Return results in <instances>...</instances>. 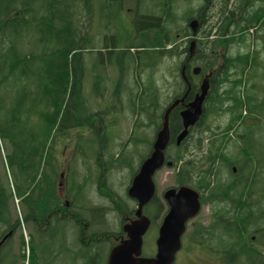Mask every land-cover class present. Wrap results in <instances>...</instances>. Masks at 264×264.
<instances>
[{"label":"trees","instance_id":"1","mask_svg":"<svg viewBox=\"0 0 264 264\" xmlns=\"http://www.w3.org/2000/svg\"><path fill=\"white\" fill-rule=\"evenodd\" d=\"M94 1L0 0V242L12 231L0 246V264H107L108 249L98 245L118 244L125 236L123 222L135 216L137 203L130 197L129 201L122 199L121 204H110L126 211L117 231L93 230L95 224L107 221L87 218L91 209L106 214L107 207L90 206L86 190L103 175L100 190L115 202L117 193L109 185L111 174L130 164L115 159L116 150L111 149L110 141L101 150L106 156L100 155L99 148L89 140L82 141L88 134L78 128L91 126L92 116L96 119L100 115L104 125L109 121L102 114L104 110L81 114V106L88 107L84 94L88 76L92 93L102 100L110 79L107 64L118 68L112 107L129 112L133 125L127 140L114 146L131 152V144L148 143L150 150L141 163L152 151L166 110L186 92L181 59L187 50L189 28L183 22L190 23L200 13L201 4L197 8L186 6L190 0H142L131 20L135 31L123 43L117 29L112 31V40L105 41L104 34L96 37L92 23L84 21L89 19ZM229 1L224 0L219 16L207 23L203 42L209 50L204 69L214 72L213 77L219 76V71L231 72L226 76L232 80L230 97L239 116L244 106L251 104L258 115L264 116V92L248 91V81L244 85V76L252 66L255 76L264 71V0H235L228 5ZM97 2L102 17L109 2L114 17L119 13V0ZM210 17L207 13V19ZM222 38L228 51L223 60L226 68L214 69L221 57L215 40ZM170 58H177V72H171L172 92L167 93L168 79L163 73L158 77L157 71ZM218 90L217 85L214 101L222 103L229 98V91L223 98ZM187 100L170 112L171 140L165 154L167 161H173L172 167H178L175 185L195 188L203 204L214 201L221 205L210 225H203L199 240L208 238L216 244L229 264H264V247L254 250L251 239L255 231H260L257 240L264 245V151L257 145L263 137L264 117L253 119L252 124H239V131L244 133L240 139L245 142L232 140L238 154L231 150L232 154L217 158V154L203 152L204 143L200 142L196 145L200 153L187 158L188 141L176 143L183 128L179 112ZM71 128L78 130L79 140L73 157L62 164L66 161L59 157L58 147L69 146ZM148 128L155 130L152 139L146 134L138 136L140 129ZM220 139L223 143L224 137ZM102 158L106 160L101 171L96 162ZM64 184L67 202L60 192ZM15 199L20 202V214ZM23 226L29 229V240Z\"/></svg>","mask_w":264,"mask_h":264},{"label":"rangeland","instance_id":"2","mask_svg":"<svg viewBox=\"0 0 264 264\" xmlns=\"http://www.w3.org/2000/svg\"><path fill=\"white\" fill-rule=\"evenodd\" d=\"M235 0H230L228 5L232 4ZM201 0H190L186 6H195L197 8H199ZM207 4V3H206ZM126 7L130 8L132 7L134 4L130 1V0H126ZM205 5V4H204ZM224 5V0H211L210 4L208 5L206 12L208 14H210L212 17L208 18L207 21L204 23H211L213 22V20L215 18H217L219 16V11L221 10V8ZM240 5V4H239ZM238 5V6H239ZM96 17L94 14V9L91 8V12H90V17L87 20V18L84 20L85 22H90L92 23L91 28L94 30L95 32V22ZM187 22H183V25H188ZM219 23V22H218ZM218 25V24H217ZM132 23H131V14L127 11L124 10L122 11L119 16H118V20H117V25L115 27V29L118 28V38L121 40V42H125V40H127V36L130 34V30L132 29ZM204 36L203 34L200 35V39L203 40ZM211 38H215L213 35L211 36ZM186 39V38H185ZM184 40V39H183ZM123 42V43H124ZM180 43H183V41H180ZM215 42H218L216 47H219L220 49H223V44L224 39L222 38L221 41H217L215 40ZM228 42V41H227ZM122 43V44H123ZM184 60L181 59V61ZM176 61L177 58L173 59L170 58V62H165L163 63L159 70L157 71V76L160 77L161 73H163L166 78L168 79V86H169V90L166 87L165 92L169 93L172 92L171 89V83H173L174 79L172 77V73L177 72L176 71ZM221 62V57L218 59L217 61V66L218 64ZM181 64V62H180ZM217 66H215L214 68H216ZM108 69V73L111 72V74L109 73V86H108V90L105 94V98H101L102 100H100L98 97H96L91 89V77L88 76V78L85 80V86H84V94L87 98V102H88V107L85 106H81V114L85 115V114H90L92 113V115L94 113H96L97 111L100 110H104L102 112L104 118H106L107 120H109L106 125L102 124L103 120H101V116L97 115L96 119H95V115L92 116L93 117V124L91 126H82L79 127L78 130L80 131H84V134H88L86 135L82 141H86L89 140V142L91 143V145L97 146V148H99L100 150V155L103 154V152L101 150L105 149V145L108 141L112 142V144H110L111 149L114 148V151L116 150L115 153V159L118 161H130V164L122 167V168H117L115 169L111 176H113L110 180H109V185L111 188H113V191H115L117 194L114 195V197L116 198L115 202L108 197V195L106 194L105 191H101L100 190V186L102 185V181H103V175H101L100 180L98 179L97 184H91L90 187L86 190L89 193V196L87 198V203L91 205H100L101 207H107V212L106 214L99 212L91 209L90 212L87 214V218L91 219L94 218L95 220L98 219H105V221H107V228L108 230H114L117 231L120 228V222L122 220V215L126 214V211H124L123 209H116L114 207H110L111 205H116L117 203L121 204L122 203V199H125L127 201H129L130 196L128 195V188L129 185L132 182L133 177L135 176V174L137 173V170L139 169V165L141 163V159L143 156H145L146 154H148L150 147L148 143H141L138 144L137 146L134 144H131L128 147V150H130L131 152L127 151H122L123 148L116 147L114 146L115 142H121L122 140H127V137L129 136V133L132 129V125H133V116L126 111H122V108L120 109V111H115L113 109V104L115 102V95L113 94L115 91V84H116V80H117V76H118V71L113 67V69H111V67H107ZM99 70H101V68H99ZM255 75V73H254ZM264 71L260 70V72L257 73V75L252 79V90H256V93H263L264 92ZM166 86V85H165ZM107 102V103H106ZM120 104H117L116 106L119 107ZM107 108H108V112H107ZM246 109V107H245ZM91 111V112H90ZM113 111V113H111ZM101 112V111H100ZM264 114V113H263ZM80 116V114H79ZM256 118H262L264 116L262 115H258V113H256ZM224 121L226 119H223ZM106 122V121H104ZM253 123V120H252ZM256 123H258V121H256ZM262 136L260 143H257L258 148L260 151H264V124H262ZM242 129V128H241ZM77 129L71 128L69 131V136H70V142H69V146H65L63 147V145L58 147V154L59 157L61 158V160H65V163L62 164H66L67 161L73 157L74 153H75V144L78 142L79 138L77 137V133H78ZM92 132V133H90ZM106 134H108L109 136H106ZM147 135L146 137L148 139H152L155 135V130L153 129H140L138 131V136L139 137H144V135ZM200 143V142H199ZM199 143L194 142V141H188L186 143V147H188L189 150H187L186 155L187 158H193L196 156V154H198V152L200 150L197 149L196 145H198ZM235 143V142H234ZM180 145V144H178ZM237 147H235L234 144L231 145V150H235ZM137 150V152H136ZM205 151V143H204V148H203V152ZM123 152V153H122ZM200 153V152H199ZM202 153V151H201ZM123 154V155H121ZM103 156H106L103 155ZM105 160L106 158H102V160L97 161V165L98 167H100L101 169L104 168V164H105ZM167 161V160H166ZM85 164L88 165V163L86 162ZM89 166V165H88ZM79 167H81L84 171L86 170L85 166L80 165ZM138 168V169H137ZM178 167H169V166H164L162 167L160 170H158L156 172V177H157V186H158V192L160 194L163 193V191L170 186H174L175 185V179H176V172ZM95 170V167H94ZM103 170V169H102ZM101 170V171H102ZM101 171L99 173H101ZM89 172V170H88ZM87 174V173H86ZM107 187L103 185V189L105 190ZM61 192V196L63 201L67 202L68 200L65 197L66 194V185L64 184L62 186V188L60 189ZM135 200V199H134ZM136 201V200H135ZM132 205H134V202H131ZM136 206V203H135ZM137 207V206H136ZM15 208L18 214H20L21 208H20V202L19 199H15ZM98 215V216H97ZM194 218V217H193ZM99 221V220H98ZM120 221V222H119ZM193 221H195L196 225L195 226H199V225H205L208 226L210 225V223L212 222V216L208 213H205V210H201L200 214L195 217V219H193ZM190 227V226H189ZM104 228V229H105ZM197 228H194V232L192 231V229L190 228V234L189 236L187 235L186 237V242L189 243L188 245H190L191 242H195L194 240L199 238L197 235L193 234V233H197ZM193 232V233H192ZM23 233L24 236L26 238V240L30 239V233H29V229L26 226H23ZM70 235V232H69ZM190 235H191V240H190ZM19 236H20V231L17 232V234H15V241L17 242L19 240ZM261 236V235H260ZM156 239H157V228L155 226H152V228L145 234L144 240V246H143V254L145 256H151L154 255V253H156ZM112 239H110L111 241ZM264 241V239H263ZM257 242L260 244V241L257 240ZM117 245V244H115ZM114 245V246H115ZM262 245V243H261ZM98 246H102V248L104 250L108 249V253H110L111 249L114 247H111V244L109 242H103L102 244L98 245ZM99 247V248H100ZM264 247V245L259 246L258 249ZM27 253H28V249H27ZM202 255V257H201ZM224 255V254H223ZM223 255H206L204 253L199 254L197 257L193 256V255H183L179 257V262L180 264H191L192 260L195 258V260L197 258H207L210 261V264H229L227 262V260L224 259ZM109 257V256H108ZM192 259V260H191Z\"/></svg>","mask_w":264,"mask_h":264},{"label":"flooded vegetation","instance_id":"3","mask_svg":"<svg viewBox=\"0 0 264 264\" xmlns=\"http://www.w3.org/2000/svg\"><path fill=\"white\" fill-rule=\"evenodd\" d=\"M107 1L109 2V0H107ZM130 1L134 5L130 8H127L126 7L127 6L126 0H119L118 7L120 8V10H119V13L117 14V16H115V17H114V13L110 12V2H109L107 4V6H105V11H107L106 16L102 17L100 15V10H101V8L99 7L100 5H98L97 0H95L92 8L94 9V14H95V17L97 20H95V22H94L95 32L92 29L94 32L93 34L97 37V35L99 33H102V35L104 34V36H105V41H111L113 38L112 37L113 36L112 31L117 25V20H118L119 14L122 11L127 10L131 14V20L133 17H135L137 15V10H138L139 6L141 5L142 0H130ZM210 2L211 1H209V0H201V2H200V4H201L200 5V13L197 14L195 17H193V18H198L197 32L195 35L192 32V29L188 23L189 34L186 36V40L188 41V45H187V50L185 53L184 63H183L186 66L185 74H186V78H187L186 79L187 95H186L184 100H187V96H188V100L184 104V107L180 110L179 114H180L181 122H182V126H183L181 111L184 108L188 107V104L190 102H192L198 94L201 93L203 84L208 83L209 84V90H208V93H207V95L204 99V102H203L202 114H201L199 120L193 126H191L189 128V132H188L189 134H188L187 138H185V139H186V141H194L197 143L203 142V143H205V151L204 152H211L212 154H217L216 155L217 158H223V157H226L227 155L232 154L231 145L234 143L233 142L234 140H237L241 144L243 142H245L244 140L240 139V134H244V133L242 131H239V124H242L243 122H247V124H252V120L256 118V116H255L256 112L253 109V107H254L253 104H251L248 106H244L243 114L239 116V109H237V107L234 106L235 104L232 105L233 104V101L231 99L232 96L230 97V93H231L230 87L232 84V80L230 81V78L228 76H226V74H229L231 72H228V70H226L225 72L219 71V76L217 75L216 77H213L212 75L214 74V72H212L211 70L206 71L204 69V62L203 61L207 58L209 45L207 44V42L205 43V42H203L202 39H200V35L204 34V32L206 30V26H207V24L204 25V23L207 20V12H206V7L204 4L207 3L206 5L208 6L210 4ZM134 28H132L130 30V32L132 30L135 31ZM117 30H118V28H117ZM192 39L196 40V44H195V48H194L193 52L191 50ZM219 48H220V46H219ZM219 48H218V52L221 54V62L214 69H217L220 67H223L222 69H225L226 63L223 62V60L225 59V56L228 53V51H227V48L223 47V49H220V50H219ZM107 67H111V69H113V67H114L118 71V68L116 67V65L107 64ZM197 67H200V70L198 72L195 71V69ZM109 73L111 74V72H109ZM254 73H255V70L252 66L249 75L244 76V85L248 81V84L250 87V88L248 87V89H247L248 91L250 89H252L251 85L253 83L252 79L255 77ZM236 84L237 83L234 82L235 86L239 85V84H237V85ZM217 85L219 87V90H218L219 93L223 92L222 93L223 98L225 96V92L229 91L228 95H227V97H229V98H226L222 103L220 102L219 99H217V102L214 101L216 99L215 88ZM252 92L255 93V90L254 91L252 90ZM250 97L252 100L255 99V94H252ZM245 107H246V109H245ZM223 119H226V120L224 121ZM201 126L203 127V132L200 131ZM244 126L247 128L246 125H244ZM183 128H182V130H183ZM180 132L177 134V136L180 134ZM220 137L221 138L224 137L223 143L221 142ZM155 139H156V137H155ZM202 139H203V141H202ZM248 140L249 139H246V141H248ZM153 146H154V142H153ZM152 151H153V148H152ZM152 151H151V153H152ZM238 152H239V149L236 148L234 150V154H238ZM151 153H150V155H151ZM102 169H104V168H102ZM233 169H234V172H236L237 168L234 167ZM154 181L156 184V192H155L154 196L152 197V199L143 207V213L150 220V225H149L147 232L152 228V226H155L157 228V237H158L160 225L162 224V221H163L165 215L167 214V212L169 211V208H170L167 200L164 197V192L169 187H167L163 191V193L160 194L158 192V186H157V182H156L157 181L156 173L154 175ZM183 185H186V184H179V185L170 186V187L179 188ZM200 199H201V195H200ZM136 203H137V201H136ZM67 204H69V203H67ZM219 206H221V205H217L216 202H214V201L213 202L207 201L204 204L201 201V210L203 209V210H205V213L210 214L212 216V221L214 220V217L216 216V213L218 212ZM201 210H200V212H201ZM200 212L198 213V215L200 214ZM198 215H196L195 217H197ZM195 217L191 218L187 222L186 231L182 235V245H181L180 249L177 251L175 261L172 264H180L179 257L183 256V255L187 256L190 254V255L197 257L199 254H202V253H204L206 255H215V256H217V254L219 256L224 254V252H222L221 249L216 248V244L211 243L210 240H208V238H204L203 240H199L200 238H197L194 240L195 242H191L190 245H188L189 243H187L185 240H186L187 235L189 236V234H190V228L192 229V231L194 230V228L198 229L197 233H193L194 231L192 232L193 234L197 235L198 237L200 235H202L201 232H202L203 225L195 226L196 223H195V221H193V219H195ZM135 218H136V214L134 217H129L127 222H123V225H122L123 230H124V225L126 223L132 221ZM121 222H122V220H121ZM106 224H107V222L105 224H95L93 230H100V231H104V232L105 231L106 232L114 231V230H108L107 228H105V227H107ZM260 235H261L260 231H255L251 235V239H252L253 243L255 244V245H253L254 250H258L259 246H262L261 244H257V237H260ZM125 237H126V232H125L124 238ZM144 237H145V235H144ZM124 238H122V239H124ZM190 240H191V235H190ZM144 243H145V240H144ZM143 246H144V244H143ZM156 250H157V248H156ZM154 255H155V253H154ZM151 256H153V255H151ZM201 257H202V255H201ZM191 264H210V261L207 258H197L196 260L194 258L192 260Z\"/></svg>","mask_w":264,"mask_h":264},{"label":"water","instance_id":"4","mask_svg":"<svg viewBox=\"0 0 264 264\" xmlns=\"http://www.w3.org/2000/svg\"><path fill=\"white\" fill-rule=\"evenodd\" d=\"M189 25L195 35L198 18H193ZM195 44L196 40L192 39V52ZM185 69L186 66L183 65L182 76L186 80ZM199 70L200 67L195 69L196 72ZM208 90L209 84L204 83L201 93L188 104V107L181 111L184 128L176 138L177 144L182 143L188 135L189 128L199 120ZM186 95L187 92L183 97L172 102L166 110L162 128L158 131L154 141L153 151L142 162L138 172L132 179L128 188V195L137 201L136 218L124 225L126 237L111 249L107 264H172L175 261L177 251L182 245V235L186 231L187 222L198 215L201 210L200 193L192 186L183 185L179 188H167L164 197L170 208L159 228L156 239V253L153 256L143 255L144 235L150 225L149 218L143 213V207L156 192L155 173L165 165L169 167L173 165V161H166L165 154L171 140L169 115L176 105L184 101ZM11 234L12 231L4 236L0 246Z\"/></svg>","mask_w":264,"mask_h":264},{"label":"bare ground","instance_id":"5","mask_svg":"<svg viewBox=\"0 0 264 264\" xmlns=\"http://www.w3.org/2000/svg\"><path fill=\"white\" fill-rule=\"evenodd\" d=\"M211 34V33H210Z\"/></svg>","mask_w":264,"mask_h":264}]
</instances>
